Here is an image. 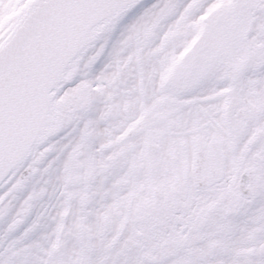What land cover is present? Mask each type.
Segmentation results:
<instances>
[{"label":"snow or ice","instance_id":"snow-or-ice-1","mask_svg":"<svg viewBox=\"0 0 264 264\" xmlns=\"http://www.w3.org/2000/svg\"><path fill=\"white\" fill-rule=\"evenodd\" d=\"M0 264H264V0H0Z\"/></svg>","mask_w":264,"mask_h":264}]
</instances>
